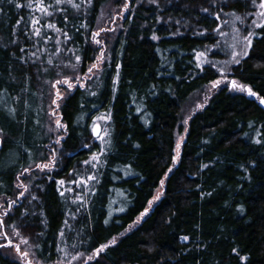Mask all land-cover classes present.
Masks as SVG:
<instances>
[{
  "label": "trees",
  "instance_id": "1",
  "mask_svg": "<svg viewBox=\"0 0 264 264\" xmlns=\"http://www.w3.org/2000/svg\"><path fill=\"white\" fill-rule=\"evenodd\" d=\"M109 1L73 0L80 5L73 8L43 0L50 13L45 15L29 7V0H0L5 231L27 240L41 264L93 252L114 237V245L86 264H264V105L230 87L235 80L264 97V29L255 28L249 55L231 65L230 80L191 115L178 162L172 163L184 106L221 77L213 65L197 67L195 54L216 43L227 13H252L251 0H129L120 29L105 42L99 69L88 73L99 52L92 34ZM73 64L75 69L66 66ZM86 73L91 79L84 87L76 85L58 100L66 128L55 136L50 130L55 128L54 84ZM101 115L108 117L103 131L109 133L103 152L92 132ZM54 150L51 171L35 167L48 162ZM94 153L100 159L85 164ZM20 174H25V190L17 186ZM90 175L96 179L86 185L73 183ZM162 179L160 199L125 231L148 207ZM0 264L23 263L0 249Z\"/></svg>",
  "mask_w": 264,
  "mask_h": 264
},
{
  "label": "rangeland",
  "instance_id": "2",
  "mask_svg": "<svg viewBox=\"0 0 264 264\" xmlns=\"http://www.w3.org/2000/svg\"><path fill=\"white\" fill-rule=\"evenodd\" d=\"M124 3H125V0H122L121 4H118V0H110L107 3V5H105L103 7V9L101 11V14H100L99 19H98V26H97L96 32L99 31L100 29H112V31H101L99 36L96 37V39H99L101 41V43L99 45L97 44L98 49H99L98 56L101 55V52H103V55H104L105 47H106L105 42H107L108 38L110 36H112L114 33H116L121 27L122 21H123L125 15L127 14V11H128V8L123 9ZM127 3L129 4L130 1L127 0ZM122 10H123V17L121 18V16H119L118 13H120ZM256 11H257V9L255 8L252 13H254ZM252 13L248 12L247 14L239 15L244 20L243 24L238 20H234V16H236V15L232 14V12L227 13L225 15V17L223 18V20H221V22H219V27H218V30L216 32V35H217L216 43L211 45V46L205 47L204 50L200 51V52L206 53L205 57L202 58L204 60V62L202 64L215 65V67L221 73V77L218 79V80L222 81L221 84H225L230 80L229 77L227 76V72L229 71L231 65L233 64L230 62L232 60L233 49L229 47V45L234 43L233 37H236V39L238 40L241 36H247L248 31H253L255 33V27L253 26L252 21L255 19L257 22H259L260 17L253 16V15H251ZM113 17H115L114 20H113ZM233 27L239 29V33L233 32ZM221 32L225 33V35L221 36L220 35ZM252 39H253V37H252ZM242 49H243L242 43L236 44L235 51H237L239 53L242 51ZM217 51L222 55H220L219 57H215L214 55H212L213 53H216ZM102 60L99 62L96 60L95 63H99V67H100ZM202 64L200 66H202ZM96 70H94V72H96ZM86 78L87 77H80V81L84 84L83 81ZM69 79L73 83V85H74L73 87H75L76 85H79V83H77L75 80L72 81V78H69ZM54 85H55V87H54V98L53 99H56L57 90H59V92L61 93V97L65 94V92L67 90H69L67 88V85H65L63 83L54 84ZM216 88H212L211 85L207 86L203 90L204 92L201 91V92H197V93L193 94L190 97V99L188 100V102L186 103V105L184 106L183 113H182V122H181L182 129H181V131H176V133H175L174 155L176 154L178 139L180 137H183V140L180 143V149H179V152H180L181 145H182V143L185 139V136H186L187 131H185V128H187L188 123L184 124V121L187 119L189 122L191 115L195 111L201 109L204 106V104L206 103L205 98L208 97L207 95H209ZM58 100H57V104H53V105H55L54 109L50 110V116L53 119L54 125H55V120L60 119L58 116L57 110H56L57 105H58ZM197 105H203V106L198 108ZM53 111L55 112L54 116L52 115ZM100 117H104V116L103 115L98 116L96 118V120L93 122V124L95 123V124L99 125V127H100L99 128V134L103 135V133H104V131H103L104 119H101ZM54 129H55V131H54L55 136H59L61 128L56 129V125H55ZM98 140L101 141V139H98ZM175 164H173V166ZM24 175L25 174H20L19 179L17 180L18 181L17 186L20 188V190H25L26 181H24L25 180ZM159 192H160V185L156 189L154 196H156ZM2 208H3L2 204H0V219H3L2 218V214H3ZM3 233L8 234V239H10L12 241V244L9 245L8 247L0 248L2 251H4L6 254H9L12 258L17 259V260L21 261L23 264H25V260L16 251L15 245H19L20 250L29 252L30 253L29 259H33L34 254L31 251L30 246L27 243H22V240H25V239L21 238L19 235L13 234L14 232H11V233L6 232L4 226H3V228H0V245H6L7 244V240L4 238ZM91 253L92 252L80 253V254H83L80 256L77 255L78 253L73 254V255H65L64 258L58 260L54 264H86L87 262H89L86 260V257H87V255H89ZM73 256H76L77 258L73 259L72 258ZM34 259H35V261H38L39 264H41V262L39 260H37L35 258V256H34Z\"/></svg>",
  "mask_w": 264,
  "mask_h": 264
},
{
  "label": "snow or ice",
  "instance_id": "3",
  "mask_svg": "<svg viewBox=\"0 0 264 264\" xmlns=\"http://www.w3.org/2000/svg\"><path fill=\"white\" fill-rule=\"evenodd\" d=\"M9 2H11V0H9ZM64 2H67L68 4H70L73 8H79L80 5L79 4H76L73 2V0H56V3L57 4H60V3H64ZM92 2V0H88V3L90 4ZM153 3L156 2V0H152ZM251 3L252 5L257 9L256 12L252 13L251 15L253 16H258L260 17V21L257 22L255 19L252 21V24L255 28H261V29H264V0H251ZM17 7H20L19 4L16 5ZM28 6L29 7H36L38 11H41L43 12L45 15H49L50 13L48 12V7L44 5L43 3V0H36V3L34 4L33 3V0H29V3H28ZM129 7V4L127 3V0H125V3L123 5V9H127ZM204 11H207V9H204ZM119 16H121V18L123 17V10L118 13ZM115 19V17H113V20ZM217 19H219V17L217 16ZM234 20H238L240 21L242 24L244 23V20L239 16V15H236L234 16ZM20 21H17V24H19ZM33 25L37 24L38 21L37 20H33L32 21ZM48 28H53L55 29V25L54 24H48L47 25ZM86 27V25H85ZM219 27V26H218ZM57 31H59V29H56ZM101 31H112V29H100L99 31L97 32H94L92 34V39L93 41L96 43V44H100L101 41L99 39H96L97 36H99L100 32ZM233 32L235 33H239V29L233 27ZM34 35H39L40 32H39V29H34V32H33ZM221 36H224L225 33L221 32L220 33ZM255 35V33L253 31H248V34L247 36H241L238 40L236 39V37H233V40H234V43L229 45L230 48L233 49L232 51V60L230 61L231 63H235V64H239L240 63V58L239 57H246L249 55V49L252 48L253 46V39L252 37ZM65 39H69V37H67V34H65ZM152 39H158V37H156L155 35L152 37ZM14 42V41H13ZM238 43H242L243 44V49L241 52H237L235 51V46L236 44ZM21 51H23V49H21ZM57 51H60L59 48H57ZM33 55H35V53H33ZM206 53L205 52H196L195 56H196V59L198 61L197 63V67H200V65L204 62V60L202 59L203 57H205ZM104 58V55H103V52H101V55L98 56L96 59L97 61H101L102 59ZM21 59H23L21 57ZM81 60V57L79 55L76 56V61L79 62ZM49 64L52 63L51 60L48 61ZM67 67H71L73 69H75L77 66L75 64L73 65H66ZM120 65L117 64V68H119ZM213 67H215V65H213ZM99 68V63H93L91 65V67H89L88 69V73H93L94 70L98 69ZM46 71V70H45ZM88 73L85 74V76L88 78V79H91V76L88 75ZM75 81L77 83H79V86L81 87H84V84L80 81V77L79 76H76L75 78ZM65 84L67 85V88L69 90H71L73 88V83L70 81L69 78L65 77L63 78L62 80H57L56 81V84ZM222 81L221 80H214L211 82V87L212 88H216L219 84H221ZM55 87V85H54ZM230 87L231 89H235V90H238V91H244V92H247L249 95L251 96H256L260 103L262 105H264V97H261L259 96L256 92H254L249 86L247 85H242L240 83H238L237 81L235 80H232L230 82ZM93 95H95V93H93ZM62 98L61 97V93L59 92V90H57L56 92V99H53L52 100V103L53 104H57V100ZM205 102H207V97L205 98ZM203 105H197V107H202ZM139 111V109H137ZM8 112L10 115H14V109H8ZM52 115L54 116L55 115V112L53 111L52 112ZM101 119H107L108 117H100ZM188 123V120L186 119L184 121V124H187ZM55 125H56V129H60V128H66V125H63L61 120L59 119H56L55 120ZM52 131H55V129H50ZM185 131H187V128H185ZM0 132H2V130H0ZM92 132H93V135L96 136L98 139H101V142H102V147H101V152H103L105 149L103 147L104 144H108L109 141L104 139L105 136L109 135L107 129L104 130V133L103 135H100L99 134V128L98 126L94 123L93 126H92ZM257 135H260L259 131L257 132ZM183 140V137H180L177 141V148H176V154L172 156V162L173 164L177 163L178 159H179V156H180V152H179V149H180V143L181 141ZM57 144L60 143V137H57V141H56ZM255 143L259 144L261 143V140L257 139L255 140ZM84 147H87V145H84ZM100 159V156L99 154H93L90 158V160H87V161H84L85 164H88L90 163L91 161H98ZM56 164V153H55V150L53 151V154H52V158L49 160V162L47 163H39V164H36L35 167L40 169L41 171H44L45 169L51 171V169L55 166ZM96 164L93 163L92 164V167L93 168H96ZM202 167H207L206 165H202ZM24 172H28L30 171L29 168H25L23 170ZM172 171V168L169 167L168 171L165 172V177L168 176V174ZM18 179H19V176H18ZM96 177L93 176V175H90L87 177V180L81 178V180L79 181H73V183H77V184H87V181L88 180H95ZM58 184L60 185H63L65 183V181L63 180H60V181H57ZM164 180L162 179L160 181V192L153 197L152 200H149L148 201V207H145L144 210L142 212H140L139 216L137 217V219L135 221H133V224L132 225H129V229H125V231H128L130 230L133 226H135L136 224L140 223L141 220L149 213L151 207L153 206L154 202L156 200H159L160 199V195L163 194V187H164ZM26 188V186H25ZM69 191H71V189H69ZM62 196L64 195L63 192L60 193ZM20 195L22 196L23 193H20ZM210 195V193H209ZM77 200H80L82 199L81 196H77L76 197ZM75 203V201H73ZM15 201H12L9 203L8 207L11 208L12 204H14ZM241 211H243V209L241 208L240 209ZM119 211H123V209H119ZM3 215H7V209L4 210V213ZM105 223H108L107 220H105ZM4 226V223H3V220L0 219V228H3ZM9 227H12V226H9ZM15 235H19L18 232H15L14 233ZM4 235V238L7 240V244L6 245H0V248H5V247H8L9 245L12 244V241L10 239H8V234L7 233H3ZM61 235H63V233H61ZM121 235H123V233H121ZM183 240H188V237L187 236H184L182 237ZM22 243H27V240H22ZM116 243V238H112L108 243H105V244H101L99 247H97L96 249L93 250V252L89 255H87L86 257V260L87 261H92L94 260L96 257H98L100 255V253L104 252L105 249L109 248L111 245H114ZM16 247V251L17 253H19V255L25 260V264H39L38 261H35L34 259V256H33V259H29V256H30V253L27 252V251H21L20 250V247L19 245H15ZM38 247V245L36 246ZM61 251H63L61 249ZM233 252H236V249H232ZM78 256L80 255H83V254H80L78 253L77 254ZM73 259H76L77 257L76 256H73L72 257ZM241 260H245L247 259L246 257H243L241 256L240 257Z\"/></svg>",
  "mask_w": 264,
  "mask_h": 264
},
{
  "label": "water",
  "instance_id": "4",
  "mask_svg": "<svg viewBox=\"0 0 264 264\" xmlns=\"http://www.w3.org/2000/svg\"><path fill=\"white\" fill-rule=\"evenodd\" d=\"M96 125L98 126V128H100L98 124H96Z\"/></svg>",
  "mask_w": 264,
  "mask_h": 264
}]
</instances>
